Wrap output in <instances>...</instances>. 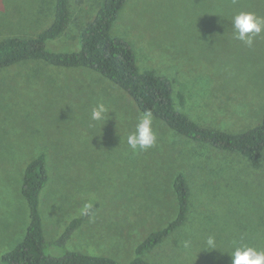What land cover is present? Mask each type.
<instances>
[{"label": "rangeland", "instance_id": "obj_1", "mask_svg": "<svg viewBox=\"0 0 264 264\" xmlns=\"http://www.w3.org/2000/svg\"><path fill=\"white\" fill-rule=\"evenodd\" d=\"M102 2L69 0L67 30L47 49L78 51V33ZM55 3L0 0V41L37 37L53 22ZM241 11L264 17V0H127L111 35L132 45L141 71L172 81L176 104L191 119L239 133L264 123V33L251 48L234 39L231 20ZM31 62L44 63L25 61L0 71V259L26 235L23 177L40 154L49 173L39 204L48 255L70 250L129 262L149 234L177 217L169 169L176 160L190 185L189 220L145 259L232 264L235 246L264 250V156L250 162L183 138L176 148L175 132L155 117V146L133 151L127 136L142 112L123 89L93 71L79 83L66 71L64 79L42 82ZM101 102L109 110L104 125L91 120ZM96 203L99 209L65 246L52 244L85 204ZM207 236L215 237L217 249L203 248Z\"/></svg>", "mask_w": 264, "mask_h": 264}, {"label": "trees", "instance_id": "obj_2", "mask_svg": "<svg viewBox=\"0 0 264 264\" xmlns=\"http://www.w3.org/2000/svg\"><path fill=\"white\" fill-rule=\"evenodd\" d=\"M126 1L103 0L95 18L78 33L80 49L74 52H54L47 49V42L58 39L66 32L70 23L69 0H55L53 22L37 37H10L0 41V71L25 61L88 68L123 89L134 99L142 113L151 111L153 117L175 132L177 139L183 138L220 152L237 154L250 162L261 159L264 156V123L239 133L200 125L177 106L174 86L168 77L152 70L139 69L132 45L123 38L111 35L112 25ZM178 98L180 106H183L184 96L180 94ZM48 181L46 157L40 154L26 166L23 177L22 193L30 211L26 235L1 257L0 264H152L145 259V253L179 232L188 223L191 212L190 185L181 171L173 180L178 203L177 217L165 228L149 234L136 247L134 257L129 262L70 250L61 256H51L45 251L47 241L39 209L40 194ZM98 209L99 204L96 203L92 205L89 215L81 214L72 219L52 244L65 246L74 232Z\"/></svg>", "mask_w": 264, "mask_h": 264}, {"label": "clouds", "instance_id": "obj_3", "mask_svg": "<svg viewBox=\"0 0 264 264\" xmlns=\"http://www.w3.org/2000/svg\"><path fill=\"white\" fill-rule=\"evenodd\" d=\"M231 27L233 38L251 48L255 38L264 33V17L257 16L253 12L241 11L232 17ZM108 114L109 110L105 104L102 102L97 103L92 108L91 120L104 125ZM94 126L90 125V127ZM126 142L133 151H147L155 146L157 136L153 129V114L151 111H145L139 116L135 130L127 136ZM91 209V204H85L81 209V214L87 216L90 214ZM189 246L190 242H185V247ZM202 246L208 251L217 249L215 237L207 236L203 240ZM229 255L232 264H264V250H257L251 246H235Z\"/></svg>", "mask_w": 264, "mask_h": 264}, {"label": "crops", "instance_id": "obj_4", "mask_svg": "<svg viewBox=\"0 0 264 264\" xmlns=\"http://www.w3.org/2000/svg\"><path fill=\"white\" fill-rule=\"evenodd\" d=\"M31 63H36V64H33L32 67L39 72V77H43L42 78V82H50V81H55V80L58 81L60 79H64L65 78V75H64L65 71L66 72H70L69 75H71V77H70L71 80L73 82L74 81H78V83H79L80 80H87V79L91 78V75H93V74H91L93 70H90V69L85 68V67H62V66H54V65H51V64H48V63H45V62L44 63H42V62H40V63L31 62ZM41 70L47 71L46 75L41 76ZM84 72L89 73L90 76L80 74V73H84ZM93 72H95V71H93ZM95 73H97V72H95ZM44 77H50L52 80L46 79ZM172 139H173L172 140L173 146L177 148V146H176V144H177L176 135ZM175 153H177L176 150H175ZM45 157H46V155H45ZM176 161L173 162V163H176V166H174L172 168L169 167L170 172L173 173V176L175 174H177L179 171L183 170L180 167V165L178 164V161L177 162ZM173 176H172V179H171L172 181L174 179Z\"/></svg>", "mask_w": 264, "mask_h": 264}]
</instances>
